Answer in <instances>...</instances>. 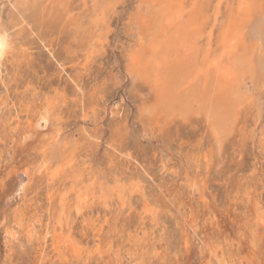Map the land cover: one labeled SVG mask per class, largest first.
<instances>
[{"label": "rangeland", "instance_id": "1", "mask_svg": "<svg viewBox=\"0 0 264 264\" xmlns=\"http://www.w3.org/2000/svg\"><path fill=\"white\" fill-rule=\"evenodd\" d=\"M52 1H45L44 18L38 21L14 4L17 0H0V22L15 36L11 54L0 65V215L4 210L10 218L14 210L42 215L39 228L45 236L42 242L26 236L6 240L0 219V264H79L86 255L89 264H99L98 244L121 256L141 243L156 254L151 264H173L176 257L178 264H187L184 243L194 248L203 241L234 243V254L256 256L257 264H264V0L247 23L241 47L253 53L254 78L247 79L232 132L226 128L220 143L204 113L151 119L142 112L155 103L154 92L149 81L126 67L141 48L135 16L152 0H64L63 6ZM231 1L219 6L218 0L200 1L207 15L221 11L214 48L234 16ZM80 19L83 34L77 39L71 24ZM206 33L198 45L199 61ZM50 99L59 115L58 123L42 126L50 134L25 145L13 141L10 127L25 126L34 108ZM53 133L61 155L39 172ZM25 167L35 175L21 198ZM188 174L203 180L204 199L188 187ZM91 176L97 184L107 182L108 206L96 202L82 215L73 212L63 234H73L78 252L63 258L54 250L50 209L75 178ZM114 184L125 187V199L110 191Z\"/></svg>", "mask_w": 264, "mask_h": 264}, {"label": "bare ground", "instance_id": "2", "mask_svg": "<svg viewBox=\"0 0 264 264\" xmlns=\"http://www.w3.org/2000/svg\"><path fill=\"white\" fill-rule=\"evenodd\" d=\"M17 1L18 2H14V4L18 3L19 8L29 10L34 19L41 21L44 18L43 11L46 6L45 1L47 2V0ZM141 1L142 0H140V2ZM200 1L202 2V0H152L147 3L146 10L140 9L139 13L137 12L138 15L135 16V22H133L136 26L138 38L141 40V48L138 52L132 54L131 63L126 68L130 70V72L128 71L129 74L132 73L131 75H134V77H140L150 82L151 90H153L155 95V103H152L153 105H148L150 107L146 105V108H148H144V110H146L142 111H147L148 117L151 119L160 116L169 118L174 114H179L178 117H185L189 113H192V111L195 112L196 110L199 113H204V117L206 116L205 119H208L210 122V125H208L212 128L216 142L220 143L222 138L221 134H225H223V131H226L227 128V133L230 132L231 130L229 129H232L231 122L236 121L232 120L238 115L235 114L236 105L242 96L243 88L245 86L248 87V85H246L247 79L249 78L250 80L254 78L255 68L252 58L253 53L251 54L249 51L248 55V51H241V47H243L247 23L250 22L258 9L260 0H235L236 5L233 14L234 16H232L228 22L225 20L227 24L222 30L221 37L219 36L221 41L220 46L217 48H214V26H216L218 20L222 19L221 14V16H218L221 11L216 10L217 12L214 15H207L200 6ZM223 1L224 0H218V6L224 4ZM52 2H57L59 6H63V2L65 1L53 0ZM99 23L101 24L102 22ZM10 26H12V24ZM71 26H74L71 30L72 35L78 39V37L83 34L81 33V28L84 25L82 24L81 19L71 24ZM205 33L206 50L204 49L205 53L202 61H199L197 53L202 47L199 48L198 45ZM14 37L11 35L9 28L7 29L0 22V44L3 45L2 55H0V65L7 55L11 54L13 40L15 39ZM133 80H135V78ZM244 90L246 91L247 88L245 87ZM244 99L245 97L242 100ZM53 100H44L37 105L34 108L33 113L29 115V119L25 126L21 128L18 126L10 127V129L8 128L9 137L11 136V139L16 141L17 144L24 145L35 142V140L39 138L45 139L46 136L50 134V128L49 130H45L42 129V126L48 127L49 125H54L55 123H58L57 121L59 119L57 104L53 102ZM53 135L55 134L53 133ZM51 139L52 138L48 137V140ZM211 141L213 142V140ZM58 142L59 141L55 135L53 141L46 145L50 150L46 152L47 154L43 159L40 158L42 161L37 166L39 172L41 170L43 171L44 168H48L49 161L53 163L52 158L56 153L59 154L61 152L59 148L55 149V145ZM51 145L52 147L50 148L49 146ZM161 164L164 166V163ZM165 164L167 163L165 162ZM51 166H53V164ZM165 167L163 168L165 169ZM22 171L27 176V181L19 185L21 198L28 191L32 178L35 175V172L32 174L31 170L26 167L23 168ZM56 174L57 173L52 174L53 178ZM91 177L92 178L89 179H84L83 177L75 178L69 188L65 187L63 191L58 192V203L50 209V216L53 218L52 221H54V250L63 258H68V255L72 251L74 255H77L76 253L78 252V250L76 251L75 249L76 244L72 238L73 234L71 235L70 233V235H67L68 233H65L67 236L63 234L66 228H70L69 224L73 212H75L76 215H82L86 208L96 202H101L108 206L110 193L107 190V182H99V184H97L98 180L94 179L93 176ZM186 178L188 187L191 188V190L199 191L202 195V199H204L205 185L202 182L203 180L201 181L196 175L191 174H188ZM112 188L109 190L116 194L117 197L125 199L126 191L124 190V186L114 184ZM52 196L53 195H50V197ZM4 211L0 215V219L1 224L3 225V230L7 235L6 240L9 239L14 241L18 239L19 236H26L30 241L36 239L38 242H42L45 239V236H43L39 228L42 223V215L36 214L33 217H27L24 212L14 210L12 217L10 218V214ZM146 213H151V210L147 209ZM257 217L259 216L257 215ZM57 231L60 232L57 233ZM219 242L212 241L207 243L203 241L201 245L195 243L194 248L189 245V242H185L184 248L187 255V264H257V260L255 259L257 258L256 256L242 258L239 254H234V243L221 244ZM94 253V256L101 260L99 264H151L156 255L155 252H152L150 247H144L143 243L137 244L135 248L123 255L121 254V256H119V254L111 247L102 248L101 244L96 246ZM42 257L44 258V254ZM89 260L90 256L86 255L79 264H89ZM178 263L179 258L176 257L173 264Z\"/></svg>", "mask_w": 264, "mask_h": 264}, {"label": "snow or ice", "instance_id": "3", "mask_svg": "<svg viewBox=\"0 0 264 264\" xmlns=\"http://www.w3.org/2000/svg\"><path fill=\"white\" fill-rule=\"evenodd\" d=\"M2 48H3V45L0 44V55H2Z\"/></svg>", "mask_w": 264, "mask_h": 264}]
</instances>
